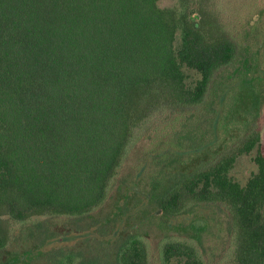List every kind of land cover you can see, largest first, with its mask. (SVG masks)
Returning <instances> with one entry per match:
<instances>
[{
    "label": "trees",
    "instance_id": "obj_1",
    "mask_svg": "<svg viewBox=\"0 0 264 264\" xmlns=\"http://www.w3.org/2000/svg\"><path fill=\"white\" fill-rule=\"evenodd\" d=\"M263 61L264 0H0V264H156L146 221L162 264H264L260 131L229 127L262 110ZM78 224L101 226L84 250L13 248Z\"/></svg>",
    "mask_w": 264,
    "mask_h": 264
},
{
    "label": "rangeland",
    "instance_id": "obj_2",
    "mask_svg": "<svg viewBox=\"0 0 264 264\" xmlns=\"http://www.w3.org/2000/svg\"><path fill=\"white\" fill-rule=\"evenodd\" d=\"M160 4L162 6H169V5L173 4V0H160ZM262 75L264 76V61L262 62ZM233 81H235V80L233 79ZM223 84H224V86L221 87V91L225 90V88H227V87L232 86L234 84V82H231V80L228 79V80H225ZM225 86H227V87H225ZM225 93L226 92H220L219 99L217 98L216 102L213 105L215 107L214 109L216 112V113L212 112L210 114L212 117L213 123H215V121L219 118V112L222 113L223 103H222L221 99ZM260 99H261V101L262 100L264 101L263 98H260ZM230 100L231 99H229V101ZM244 114H247L249 121L248 120L246 122L239 121L238 124L236 122V125H234V123L229 124V127H231L230 128L231 129L230 134L235 135L234 137H232L231 141L234 140V142H232V143H235L234 145H236L237 142H239L241 139H243L244 136L247 135L248 128H246V125H248V126H251V128L254 127L256 130L260 131L261 144H262V147L264 149V104H263L261 111L258 112L255 109H252V110L245 112ZM213 117H214V119H213ZM237 119H239V118H237ZM210 121H211V119H210ZM246 123H248V124H246ZM237 126L240 127L239 130H236ZM236 133H238V134L236 135ZM145 142H146V140H144L139 146H137L138 150L139 149H141L142 151L144 150L143 147H145V145H146ZM234 145H232V147ZM136 151H137V149L135 148V152L133 151L131 153L129 164H128V170L126 171L127 175L130 176L129 180L134 178L132 172L135 170V167L139 164L140 155L142 154V151H141V153L138 156ZM256 152H257V147L250 154H244V155L240 156L238 158L234 168H233L232 174L234 175V177L236 179H238L243 184L247 181L249 176L254 171H257V166L253 160V156L256 154ZM117 202H119L118 195L114 194L108 203V207H106L103 212L104 213L105 212L106 213L112 212L113 208ZM140 206H136L132 210L137 209ZM132 210L131 211L128 210L126 214L134 212ZM204 212H209V211L204 210ZM126 214H125V216L124 215L123 216L126 217ZM121 218L122 217L120 216V219L116 220L114 222V225H112V223H110L109 226L105 228V230L107 231L105 234V238H109L112 227H113V231H115L117 228H119L121 226V224H122ZM181 219H179V220H181ZM179 220H176V222ZM76 227L79 228V230L73 229V230L68 231L66 233L55 234V236H53L52 239L47 240V241L44 240V238H42L40 236L38 237L39 239H37V240H34V238L31 239L30 236H29V238H28V236H26V239H24L22 241V245H21L20 241L18 243L16 241V243H14L13 248L16 249L17 246L18 247L22 246L23 248L24 247L28 248V246L31 244L32 240L39 243V240L42 239L41 242L39 243V245L41 244L42 249L45 250V252H46V250L54 251L55 249H58V250L61 249L64 252L69 253L70 251L84 250V245L87 244L86 240H87V237L89 235L96 234L99 237V233L97 231L101 228V226H95L93 224H90V225L89 224L88 225L78 224ZM141 232H149L150 233L151 243H152L153 248H154L152 257L154 258V261L156 262V264H162L161 260L158 258L156 245L160 241V239L163 236H165L164 233L159 230V228L155 222H150V221H146L143 223ZM114 235H115V233H114ZM93 243L95 245H97L98 241L97 242L93 241ZM94 250H97V248L95 247ZM46 256H47V254L46 255H42V254L39 255V254L33 253V258L29 261V264H48V263H50V261L47 260ZM173 263H179V262L177 259H175L174 261L171 262V264H173Z\"/></svg>",
    "mask_w": 264,
    "mask_h": 264
}]
</instances>
